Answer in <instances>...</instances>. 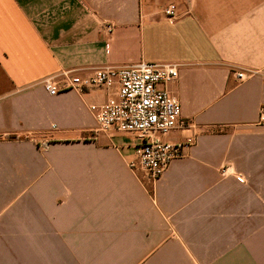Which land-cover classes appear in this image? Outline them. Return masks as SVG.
<instances>
[{
  "label": "crops",
  "instance_id": "obj_1",
  "mask_svg": "<svg viewBox=\"0 0 264 264\" xmlns=\"http://www.w3.org/2000/svg\"><path fill=\"white\" fill-rule=\"evenodd\" d=\"M140 63L192 141L155 183L97 131L114 90L42 85ZM0 264H264V0H0Z\"/></svg>",
  "mask_w": 264,
  "mask_h": 264
},
{
  "label": "built area",
  "instance_id": "obj_2",
  "mask_svg": "<svg viewBox=\"0 0 264 264\" xmlns=\"http://www.w3.org/2000/svg\"><path fill=\"white\" fill-rule=\"evenodd\" d=\"M168 21L178 19L177 7L170 4L164 9ZM108 33L112 26H106ZM63 80L44 79L43 88L50 95H57L65 90L79 94L95 89L114 90L115 101L102 105L90 106L97 124V131L102 133H128L137 139L134 147V161L129 164L132 170H139L153 183L166 172L172 161L183 158L192 141L170 142L166 139L172 131L184 128L181 120V105L169 91V85L179 78L177 64H149L116 68L102 67L92 76L81 78L61 74ZM245 74L238 73L243 80ZM228 168L222 169L226 174ZM239 182H244L238 176Z\"/></svg>",
  "mask_w": 264,
  "mask_h": 264
}]
</instances>
